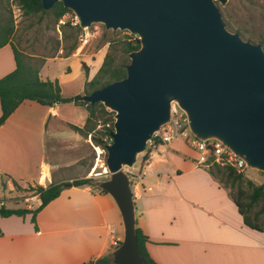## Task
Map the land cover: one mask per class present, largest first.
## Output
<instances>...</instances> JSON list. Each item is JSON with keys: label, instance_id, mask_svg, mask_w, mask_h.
Returning a JSON list of instances; mask_svg holds the SVG:
<instances>
[{"label": "crops", "instance_id": "0c3cea01", "mask_svg": "<svg viewBox=\"0 0 264 264\" xmlns=\"http://www.w3.org/2000/svg\"><path fill=\"white\" fill-rule=\"evenodd\" d=\"M60 52L43 58L38 75L55 79L60 97L72 98L83 93L105 51ZM13 68V52L5 44L0 77ZM64 104L25 99L0 124V186L12 201L7 207L0 200L4 208L32 210L37 195L24 189L66 181L56 175L66 164L60 149L79 137L68 125L80 126L85 110L73 101ZM179 141L152 146L130 176L135 227L146 237L148 256L156 264H264V233L243 224L228 189L207 168L172 148ZM109 198L91 185H66L33 220L31 213L0 217V264H82L110 253L107 230L112 227L116 235L120 221ZM19 199L23 205L15 206Z\"/></svg>", "mask_w": 264, "mask_h": 264}, {"label": "water", "instance_id": "95a60500", "mask_svg": "<svg viewBox=\"0 0 264 264\" xmlns=\"http://www.w3.org/2000/svg\"><path fill=\"white\" fill-rule=\"evenodd\" d=\"M39 1L42 9L60 2L81 29L100 23L135 34L139 42L127 53L123 78L77 98L113 113L104 148L107 177L93 182L111 198L120 220L112 264H144L125 168L169 121L171 104L183 112L193 137L217 140L245 167L264 174V51L226 29L215 4L226 0Z\"/></svg>", "mask_w": 264, "mask_h": 264}, {"label": "trees", "instance_id": "16d2710c", "mask_svg": "<svg viewBox=\"0 0 264 264\" xmlns=\"http://www.w3.org/2000/svg\"><path fill=\"white\" fill-rule=\"evenodd\" d=\"M19 7L23 15H32L37 12L49 13L52 16L53 23L64 13H71V11L61 5L60 2H55L50 8L42 9L39 0H13ZM1 2V0H0ZM7 2V0H5ZM216 3V2H215ZM7 20L0 24V47L9 44L13 52L14 68L8 73L0 77V124L5 118L17 107L22 100H32L43 105L51 106L52 102H46L42 98L50 97L54 102H68L73 101L77 104L84 105L86 116L81 126L69 124V128L81 137L90 139L94 146L102 149L110 143L111 139L109 132L112 130V112L105 109L99 102L92 104L79 101V95L72 98H62L59 95V87L55 79H40L38 70L43 63V59L37 63H32L30 57L18 52L9 42V35L11 33V15L7 12ZM225 20V18H222ZM226 28L233 29L238 35L243 36L242 30L239 27H232L229 21H224ZM65 29L62 30V38L64 41L70 42L68 45L61 46L62 56L71 54L76 48V36L82 30L78 26L71 27L67 23L63 24ZM68 32L66 33L65 30ZM108 42V50L104 53L102 62L91 79L84 81L83 93H90L99 89L111 82L120 80L125 75V65L128 63L127 53L131 50L137 49L139 42L137 38L125 39L121 41L119 60L115 59V54L111 52V42ZM263 39H259L258 43L263 44ZM57 46V45H56ZM81 67L86 72L84 63ZM101 123L99 128L96 126ZM105 124H108L105 126ZM215 170L211 169L214 168ZM221 168V169H220ZM241 168H234L232 166L219 167L215 164L210 165L207 170L210 175L214 177L215 172L223 176V182L227 183V187L234 188V192L229 193L237 212L241 216L242 222L247 227L264 233V182L260 184H253L252 181L243 177ZM46 175V173H45ZM217 179L216 177H214ZM219 180V179H217ZM220 181V180H219ZM70 184L71 186L90 185L89 178L73 179L70 182L49 183L45 187L41 185L29 186L24 191L36 194L38 198V205L30 210L26 208H4L0 206V217L9 215H24L31 213L33 220L34 214L41 209L50 200L54 199L60 192L62 186ZM244 184V185H243ZM224 185V184H223ZM225 186V185H224ZM14 187L16 185L14 184ZM100 190V189H99ZM104 192L103 190H100ZM105 193V192H104ZM254 208V209H253ZM136 246L139 255L144 264H156L146 253L143 242L146 237L141 231L135 227ZM82 264H112L110 253L98 257L95 260L87 261Z\"/></svg>", "mask_w": 264, "mask_h": 264}, {"label": "rangeland", "instance_id": "374dc122", "mask_svg": "<svg viewBox=\"0 0 264 264\" xmlns=\"http://www.w3.org/2000/svg\"><path fill=\"white\" fill-rule=\"evenodd\" d=\"M215 2L220 11L221 18H225L226 21H229L232 27H239L243 31V36L239 35L243 40L255 44H259V39H263L264 41V0H226L222 5L217 1ZM8 11L11 15L12 26L11 33L8 37L9 42L18 52L29 56L32 63H37L44 57L55 55L61 46L68 45L70 43L68 41H64L62 38V30L66 27L64 28L63 25L56 27L55 23L52 21L51 14L37 12L35 14L26 16L23 15L20 10H16L13 0H7V2H5V0H1L0 24L6 22ZM225 20L222 19L223 22ZM226 29L230 32H234L231 28ZM65 31L67 33L68 28ZM85 34H88V36H86L87 42L81 44L79 38ZM132 36L133 34L126 30H105L102 24L93 23L89 27L82 29L76 36V48L83 50L87 54H90L97 49H101L106 52L108 50L107 40H109L111 42V52L115 54V59L119 60V48L121 41L130 39ZM259 45L264 51V42L263 44ZM76 48L74 50H76ZM61 53L62 50L60 54ZM62 105L66 104L62 102ZM79 105L85 110L84 105ZM84 112L86 116V111ZM70 116V118L73 117L72 114H70ZM98 123L99 124L96 126V128L101 126V123ZM78 136L79 137L76 139L64 143L60 149L61 151L59 150L64 156L66 164L65 166L59 168V170L56 172V175H62L66 181H71L78 178H89L90 185L96 187L93 185L94 181L107 177L104 164L105 149L94 146L88 137L83 138L79 134ZM179 139L180 141L178 144H171L174 145L172 148L179 149L178 153L182 151L183 153L190 156L195 164L198 152L186 142L187 140L193 139L192 135L187 130L186 137L180 136ZM96 147L97 149H95ZM151 148L152 146H150L147 142L143 151L137 155L133 166L130 168H125L129 176H132V173L136 169L135 166H137V164L146 158L148 151ZM97 152L99 153L98 155L96 154ZM46 169L47 168L45 167V173L47 174ZM211 169L215 170V167ZM239 171L242 172L244 178L249 179L253 184H260L264 182V174L261 171L245 166ZM213 174L214 177L219 179L222 184L225 185V187L228 189V193L234 192V188L227 187V183L223 182V176L217 172ZM129 183L131 186V177H129ZM9 196L10 194L6 191H3L0 186V200H4L5 206L7 207L12 205V201L8 198ZM17 199L18 198L15 200ZM22 205L23 202L19 199L15 206ZM114 209L116 208L114 207ZM116 235H118L121 240V225L119 227L116 226ZM113 249L114 248L112 247L111 251Z\"/></svg>", "mask_w": 264, "mask_h": 264}, {"label": "built area", "instance_id": "2783aa9c", "mask_svg": "<svg viewBox=\"0 0 264 264\" xmlns=\"http://www.w3.org/2000/svg\"><path fill=\"white\" fill-rule=\"evenodd\" d=\"M15 7L16 10H20L19 7L16 5V3H15ZM65 23H67L71 27L78 26L76 17L72 12L62 14L57 19L55 26L58 27ZM86 36H88V34L80 36L79 41L81 42V44L87 42ZM134 38H137L135 34H133V36L130 39H134ZM107 125L108 124H105V126ZM186 133H187V126L183 112L174 104H171L169 121L163 124L155 133H153L148 143L150 146H154L157 144H166L169 141L176 139L180 136L186 137ZM186 142L190 146L195 148V150L198 152V155L195 160V164L198 166L207 168L210 165L215 164L221 167L227 165L232 166L234 168L244 167L243 161L239 157L235 156L229 149H227L217 140L214 139L200 140L193 137V139L187 140ZM95 149H97V147ZM96 154L98 155L99 153L97 152ZM130 189H131V196L133 199L136 197V193L133 187H130ZM30 200L31 198H29V201ZM1 204L2 203L0 202V205ZM107 233H108L110 247L115 248L120 242V237L115 235V232L112 227L108 228Z\"/></svg>", "mask_w": 264, "mask_h": 264}]
</instances>
